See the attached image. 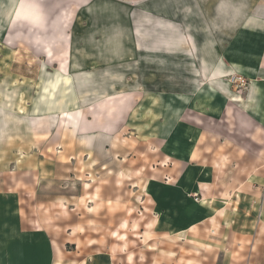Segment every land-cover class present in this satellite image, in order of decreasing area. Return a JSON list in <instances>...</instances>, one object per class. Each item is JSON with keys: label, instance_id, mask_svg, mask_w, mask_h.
Masks as SVG:
<instances>
[{"label": "rangeland", "instance_id": "obj_1", "mask_svg": "<svg viewBox=\"0 0 264 264\" xmlns=\"http://www.w3.org/2000/svg\"><path fill=\"white\" fill-rule=\"evenodd\" d=\"M220 1L0 0V191L28 181L25 206L51 232L137 260L152 225L144 184L170 134H190L176 121L203 81L187 71L201 68L202 20ZM232 191L174 239V264L247 261L248 238L228 233L264 190Z\"/></svg>", "mask_w": 264, "mask_h": 264}, {"label": "crops", "instance_id": "obj_2", "mask_svg": "<svg viewBox=\"0 0 264 264\" xmlns=\"http://www.w3.org/2000/svg\"><path fill=\"white\" fill-rule=\"evenodd\" d=\"M219 6L211 22L202 20L203 28L209 31L212 24L213 32L206 38L207 51L198 53L201 68L195 74L187 71L192 73L188 83L203 81L197 90L203 99L184 107L176 121L190 134H170L167 145L157 149L152 175L144 184L152 225L143 232L153 235L146 239L139 234L143 242L137 260L122 244L121 264H174L167 256L177 252L174 239L191 237L194 222L212 215L209 204L235 188L264 190V165L255 161L264 160V0H221ZM230 75L244 78L243 91L226 78ZM24 185L0 191V264H115L112 253L118 249L95 250L93 243L73 246L30 215L25 206L30 199L23 197L28 181ZM254 199L249 204H257ZM238 217L240 231L228 235L248 238L239 243L249 252L245 263L234 264H264V198L256 213ZM166 239L169 243L160 246ZM186 260L195 263L193 256Z\"/></svg>", "mask_w": 264, "mask_h": 264}, {"label": "built area", "instance_id": "obj_3", "mask_svg": "<svg viewBox=\"0 0 264 264\" xmlns=\"http://www.w3.org/2000/svg\"><path fill=\"white\" fill-rule=\"evenodd\" d=\"M231 79L233 80V83L238 84L237 90H240L241 88H244L246 86V81L240 76H231Z\"/></svg>", "mask_w": 264, "mask_h": 264}]
</instances>
